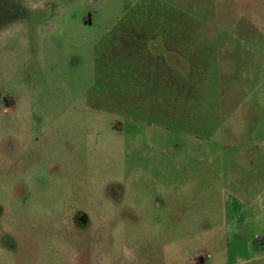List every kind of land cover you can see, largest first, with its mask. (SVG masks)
Wrapping results in <instances>:
<instances>
[{
	"label": "rangeland",
	"instance_id": "rangeland-1",
	"mask_svg": "<svg viewBox=\"0 0 264 264\" xmlns=\"http://www.w3.org/2000/svg\"><path fill=\"white\" fill-rule=\"evenodd\" d=\"M260 175L264 0H0V264H250Z\"/></svg>",
	"mask_w": 264,
	"mask_h": 264
},
{
	"label": "crops",
	"instance_id": "crops-1",
	"mask_svg": "<svg viewBox=\"0 0 264 264\" xmlns=\"http://www.w3.org/2000/svg\"><path fill=\"white\" fill-rule=\"evenodd\" d=\"M260 178L261 182L258 179L251 180L250 184L248 180L242 178L243 185L229 182L234 185L231 200L223 209L222 221L228 258L232 252L237 262L243 256L247 258L245 262L250 264H264L263 258L254 254V251H263V245H254L253 242L258 235L264 238V178L261 175ZM256 182L259 183L257 193H250L251 189L255 188ZM205 264H216V260L208 259Z\"/></svg>",
	"mask_w": 264,
	"mask_h": 264
},
{
	"label": "built area",
	"instance_id": "built-area-1",
	"mask_svg": "<svg viewBox=\"0 0 264 264\" xmlns=\"http://www.w3.org/2000/svg\"><path fill=\"white\" fill-rule=\"evenodd\" d=\"M256 241L259 242L261 245H263V252H264V238L258 237L256 238ZM208 256L203 253L196 254L188 264H205L208 260Z\"/></svg>",
	"mask_w": 264,
	"mask_h": 264
},
{
	"label": "trees",
	"instance_id": "trees-1",
	"mask_svg": "<svg viewBox=\"0 0 264 264\" xmlns=\"http://www.w3.org/2000/svg\"><path fill=\"white\" fill-rule=\"evenodd\" d=\"M253 242H254V245H258V244L260 245V243L257 242L256 240H254Z\"/></svg>",
	"mask_w": 264,
	"mask_h": 264
},
{
	"label": "flooded vegetation",
	"instance_id": "flooded-vegetation-1",
	"mask_svg": "<svg viewBox=\"0 0 264 264\" xmlns=\"http://www.w3.org/2000/svg\"><path fill=\"white\" fill-rule=\"evenodd\" d=\"M12 10V9H11ZM16 11V10H15ZM20 11H21V9H20ZM18 13V12H17Z\"/></svg>",
	"mask_w": 264,
	"mask_h": 264
}]
</instances>
